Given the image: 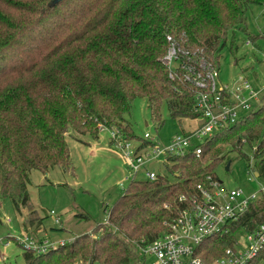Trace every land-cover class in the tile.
I'll use <instances>...</instances> for the list:
<instances>
[{
	"label": "trees",
	"instance_id": "1",
	"mask_svg": "<svg viewBox=\"0 0 264 264\" xmlns=\"http://www.w3.org/2000/svg\"><path fill=\"white\" fill-rule=\"evenodd\" d=\"M251 4L264 0H0V205L9 199L18 211L32 208L27 191L32 170L72 169L65 134L95 139L103 124L148 144L125 119L134 98L146 99L159 126L163 105L179 122L201 117L193 85L183 79L186 70L176 68L177 77L170 79L161 62L166 37L189 52L179 54L181 64L192 67L196 59L218 64L227 33L244 25ZM262 133L264 103H259L207 138L199 155L168 156L174 182L159 174L129 180L106 221L95 227L98 238L81 235L44 252L23 250V264H75L78 257L91 264H141L136 245L163 232V223L184 206L180 195L187 198L207 175L216 177L215 168L229 160L224 151L255 143L251 167L264 177ZM251 209L240 225L261 219L264 203ZM28 216L30 226L41 224L33 208ZM228 245L227 236L209 239L198 254L210 262Z\"/></svg>",
	"mask_w": 264,
	"mask_h": 264
},
{
	"label": "rangeland",
	"instance_id": "2",
	"mask_svg": "<svg viewBox=\"0 0 264 264\" xmlns=\"http://www.w3.org/2000/svg\"><path fill=\"white\" fill-rule=\"evenodd\" d=\"M245 16L244 25L240 29L229 31L226 43L220 49L216 85L232 86L237 77L241 76L258 93L261 103H264V4L249 5ZM160 113L161 126L151 119L146 99L137 97L133 99L125 119L135 136L142 139L143 134L148 133L159 145H165L172 136L192 130L197 124V121L190 118L180 122L173 120L165 105L161 107ZM72 134L74 137L65 134L72 169L63 170L56 166L46 173L32 170L29 175L27 191L33 210L41 218L40 225L35 223L29 228L28 212L32 210L31 207H19L23 213L21 215L9 199L3 200L0 205V238L11 237L6 247L0 246V264L24 263L23 247L12 238L23 235V232L36 247L43 246L44 243L47 247L69 244L72 239L81 235H86L89 239L100 236L101 231H94L95 227L106 221L109 207L126 189L129 181L125 178L131 171L119 148L112 143L108 131L99 132L95 139L75 132ZM138 141L131 140L133 145ZM254 146L255 143H245L240 151H224L230 161L229 170L225 171V165L220 163L214 174L226 187H241L247 192L258 191L264 181L261 178L248 181V163ZM224 148L227 147L223 146ZM158 161L139 168L135 180L146 179V168L159 175H166L170 182H174L176 177L167 171L169 163L161 162V158ZM55 217L59 218V223L54 221ZM24 219L26 220L23 221ZM31 252L38 253L36 250ZM80 260L78 257L75 261ZM142 261L141 264H152L153 258L147 256Z\"/></svg>",
	"mask_w": 264,
	"mask_h": 264
},
{
	"label": "built area",
	"instance_id": "3",
	"mask_svg": "<svg viewBox=\"0 0 264 264\" xmlns=\"http://www.w3.org/2000/svg\"><path fill=\"white\" fill-rule=\"evenodd\" d=\"M166 40L168 47L161 62L167 67L170 79L177 77L176 68L186 70L183 79L193 85L194 108L201 112V117L191 119L197 121L192 130L172 136L165 145L156 143L148 133H144L142 138L148 144L143 146L142 141H138L133 145L117 128L99 124L98 131H108L112 143L119 148L130 169L131 173L125 178L128 181L136 178L139 168L158 163L160 158L161 162H166L171 155L188 152L199 155L201 144L207 138L219 129L234 124L243 113L261 103L258 93L243 77L238 76L232 86H217L219 70L216 62L196 59L195 66L181 64L179 54L188 55L189 52L181 51L169 36ZM248 173V181L256 178L264 181L263 176L254 175L256 172L251 167V161L248 163ZM144 174L148 180L157 177L152 169L144 168ZM178 200L184 202V206L173 218L163 223V232L148 243L141 240L142 244L136 245L142 259L151 256L152 264H264V209L259 217L261 219L250 218L251 226L239 224L251 207L254 212L264 203V182L258 191L247 192L241 187L228 188L217 176L212 178L207 175L204 184L196 185L195 193L187 198L180 195ZM50 214L54 215L53 211ZM54 221L59 223V218L55 217ZM223 236L230 239V245L219 256L207 262L198 254L204 242ZM9 238H0V246L6 247ZM12 238L20 242L23 250L44 252L49 248L45 243L36 247L24 232ZM75 264L91 263L80 260Z\"/></svg>",
	"mask_w": 264,
	"mask_h": 264
},
{
	"label": "water",
	"instance_id": "4",
	"mask_svg": "<svg viewBox=\"0 0 264 264\" xmlns=\"http://www.w3.org/2000/svg\"><path fill=\"white\" fill-rule=\"evenodd\" d=\"M229 166H230V161H228L225 166H224V170L227 171L229 170ZM255 176H257V173L254 174Z\"/></svg>",
	"mask_w": 264,
	"mask_h": 264
},
{
	"label": "crops",
	"instance_id": "5",
	"mask_svg": "<svg viewBox=\"0 0 264 264\" xmlns=\"http://www.w3.org/2000/svg\"><path fill=\"white\" fill-rule=\"evenodd\" d=\"M23 210V209H22ZM18 211V210H17ZM21 215H23V213L22 212H20V208H19V211H18ZM26 219H24L23 221H25ZM26 225H28V223H26ZM29 226V228H32V226H30V225H28ZM3 259H4V257H3Z\"/></svg>",
	"mask_w": 264,
	"mask_h": 264
}]
</instances>
